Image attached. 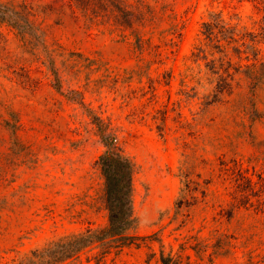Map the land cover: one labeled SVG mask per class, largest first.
I'll list each match as a JSON object with an SVG mask.
<instances>
[{"label": "rangeland", "instance_id": "rangeland-1", "mask_svg": "<svg viewBox=\"0 0 264 264\" xmlns=\"http://www.w3.org/2000/svg\"><path fill=\"white\" fill-rule=\"evenodd\" d=\"M0 9V264L31 252L35 264H264V80L241 72L215 98L200 32L210 11L252 27L262 13L251 2ZM106 140L135 163L136 238L51 260L54 242L106 224Z\"/></svg>", "mask_w": 264, "mask_h": 264}, {"label": "trees", "instance_id": "trees-1", "mask_svg": "<svg viewBox=\"0 0 264 264\" xmlns=\"http://www.w3.org/2000/svg\"><path fill=\"white\" fill-rule=\"evenodd\" d=\"M243 1V0H238ZM252 3L258 13H262L260 20L252 27L241 25L236 14H229L227 18L221 11H210L208 17L201 23L200 32L210 47L212 59L207 68L214 81L213 95L220 97L224 93H231L236 75L243 72L251 79L254 86L263 83L264 61H261V45H264V0H247ZM5 11L0 9V19L5 20ZM201 46L197 49L199 50ZM203 49H201L202 51ZM234 57L236 61L233 60ZM106 149L98 156L97 164L103 178V200L107 211V221L104 226L82 233L72 234L61 238L53 244L62 247V251L55 255H46L51 260L60 261L69 257L81 247L94 241L108 238L132 240L136 235L130 234L136 227V217L133 205V178L136 171L135 163L120 148L106 140ZM185 174L187 181L191 182ZM34 254V255H33ZM31 256H26L16 264H35Z\"/></svg>", "mask_w": 264, "mask_h": 264}]
</instances>
